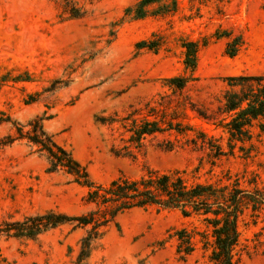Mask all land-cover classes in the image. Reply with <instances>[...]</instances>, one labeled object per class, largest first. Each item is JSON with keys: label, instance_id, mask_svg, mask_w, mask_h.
<instances>
[{"label": "rangeland", "instance_id": "1", "mask_svg": "<svg viewBox=\"0 0 264 264\" xmlns=\"http://www.w3.org/2000/svg\"><path fill=\"white\" fill-rule=\"evenodd\" d=\"M139 1L0 0V137L14 132L12 123L39 120L100 185L121 175L139 179L147 170L185 172L189 183L229 173L244 187L253 177L264 184V138L238 143L226 156L217 151H229L219 126L227 118L220 112L228 78L264 75V0H175L174 12L133 20L125 12ZM225 34L243 39L234 58L225 54ZM142 41L156 42L157 49H138ZM185 41L200 50L195 79L179 95L166 80L189 74ZM182 100L194 104L186 117L177 108ZM146 119L191 130L146 137L133 157L114 155L112 149L128 145L131 122ZM170 143L174 149L165 151ZM46 168L25 141L0 150V224L51 210L76 216L94 207L85 202V188ZM117 224L105 229L88 264H211L198 236L192 254L177 251V231L204 230L197 218L133 210ZM87 231L63 225L35 240L1 239L0 250L8 264H74ZM239 231L238 264H264V216L247 215Z\"/></svg>", "mask_w": 264, "mask_h": 264}, {"label": "trees", "instance_id": "2", "mask_svg": "<svg viewBox=\"0 0 264 264\" xmlns=\"http://www.w3.org/2000/svg\"><path fill=\"white\" fill-rule=\"evenodd\" d=\"M165 1L168 0H140L134 7L127 9L125 15L131 16L133 20H143L149 16H163L174 12L177 2L171 0L169 4H162ZM154 5H159V8L151 10ZM225 37L228 38L225 54L234 58L243 46V39L233 37L232 34H225ZM157 46L156 42L142 41L137 44L138 49L156 50ZM183 48V63L189 74L166 80V86L179 95H183L190 82L195 79L200 45L197 42L185 41ZM227 81L229 88L224 94L220 112L227 118L221 120L219 126L228 136L229 151L226 152L221 146H217L218 157L233 153L238 143H251L255 136L264 138V75L229 77ZM177 108L186 117L188 109L194 111V104H186L182 100ZM153 115L149 114L150 117ZM6 122H11L10 118ZM12 124L14 132L0 137V150L17 141H25L34 153L45 158L46 173H64L70 176L72 183L87 190L85 202L94 207L85 214L76 216L51 210L21 220H5L0 224V240H35L63 225L88 228L80 242L74 263L88 264L96 242L103 237L105 229L110 225L118 227L117 220L121 215L133 210L154 209L158 213L176 211L184 218H197L204 227L203 231H189L184 228L176 232L179 254H192L196 248L195 237L198 236L202 249L209 252L211 264H238L240 222L247 215L253 219L264 216V184L256 177L251 178L244 187L239 178L232 177L229 173L214 182L189 183L184 176L185 172L160 174L147 170L139 179L121 175L108 185H100L91 179L86 167L74 157L71 150L59 145L53 136L46 133L39 120L29 122L25 126ZM27 127L29 129L25 130ZM128 127V145L118 151L112 149L116 156L133 157L136 151L143 148V140L146 137L171 130L180 134L191 130L186 127L181 129V124L147 119L140 124L133 121ZM202 139L206 140L204 134ZM163 149L172 151L174 147L170 143ZM120 151L124 153L121 154ZM0 264H8L1 250Z\"/></svg>", "mask_w": 264, "mask_h": 264}]
</instances>
